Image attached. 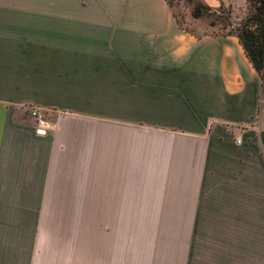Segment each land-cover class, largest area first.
I'll list each match as a JSON object with an SVG mask.
<instances>
[{"label":"crops","instance_id":"0c3cea01","mask_svg":"<svg viewBox=\"0 0 264 264\" xmlns=\"http://www.w3.org/2000/svg\"><path fill=\"white\" fill-rule=\"evenodd\" d=\"M168 6L0 0V264H153L137 227L264 205L260 76Z\"/></svg>","mask_w":264,"mask_h":264},{"label":"rangeland","instance_id":"374dc122","mask_svg":"<svg viewBox=\"0 0 264 264\" xmlns=\"http://www.w3.org/2000/svg\"><path fill=\"white\" fill-rule=\"evenodd\" d=\"M219 2L231 9L234 20L244 15L246 0ZM189 6L180 0L173 9L178 17H184L188 29L196 33L210 32L213 28L209 18L192 19ZM260 88L264 116V76ZM259 193L262 203L264 192ZM202 216L199 220H189L190 224L187 220L171 219L168 229L157 228V238L156 228L137 227L136 238L143 239L145 231L152 232V240L157 245L153 264H264V205H217V210L212 212L207 205ZM185 222L187 229H184Z\"/></svg>","mask_w":264,"mask_h":264},{"label":"trees","instance_id":"16d2710c","mask_svg":"<svg viewBox=\"0 0 264 264\" xmlns=\"http://www.w3.org/2000/svg\"><path fill=\"white\" fill-rule=\"evenodd\" d=\"M180 0H166L173 17L180 28L185 32L193 33L186 27L184 17H178L174 6ZM189 6V13L192 19L209 18V25L213 28L206 34L235 35L238 37L243 51L260 79L264 76V0H246L244 15L238 20L232 18V11L225 7L223 2L217 7L207 4L204 0H185Z\"/></svg>","mask_w":264,"mask_h":264},{"label":"built area","instance_id":"2783aa9c","mask_svg":"<svg viewBox=\"0 0 264 264\" xmlns=\"http://www.w3.org/2000/svg\"><path fill=\"white\" fill-rule=\"evenodd\" d=\"M30 115L35 122V126L38 130H49L51 122L47 120V117L43 110L39 107L32 106L30 108Z\"/></svg>","mask_w":264,"mask_h":264}]
</instances>
